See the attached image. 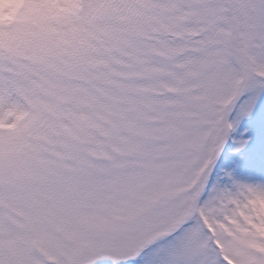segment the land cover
<instances>
[{
	"label": "snow or ice",
	"instance_id": "1",
	"mask_svg": "<svg viewBox=\"0 0 264 264\" xmlns=\"http://www.w3.org/2000/svg\"><path fill=\"white\" fill-rule=\"evenodd\" d=\"M0 264H264V0H0Z\"/></svg>",
	"mask_w": 264,
	"mask_h": 264
}]
</instances>
